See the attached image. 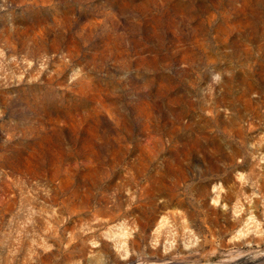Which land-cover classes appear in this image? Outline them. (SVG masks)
<instances>
[{
	"label": "rangeland",
	"instance_id": "obj_1",
	"mask_svg": "<svg viewBox=\"0 0 264 264\" xmlns=\"http://www.w3.org/2000/svg\"><path fill=\"white\" fill-rule=\"evenodd\" d=\"M0 264H264V0H0Z\"/></svg>",
	"mask_w": 264,
	"mask_h": 264
}]
</instances>
